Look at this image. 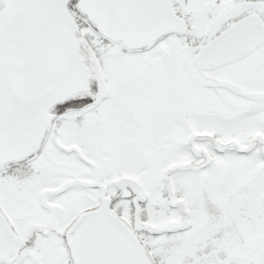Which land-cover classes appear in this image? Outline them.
I'll return each instance as SVG.
<instances>
[{
	"label": "snow or ice",
	"instance_id": "1",
	"mask_svg": "<svg viewBox=\"0 0 264 264\" xmlns=\"http://www.w3.org/2000/svg\"><path fill=\"white\" fill-rule=\"evenodd\" d=\"M0 264H264V0H0Z\"/></svg>",
	"mask_w": 264,
	"mask_h": 264
}]
</instances>
